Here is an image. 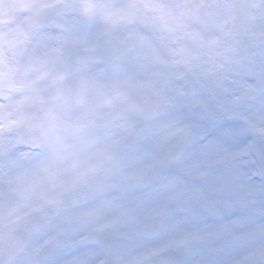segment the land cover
Listing matches in <instances>:
<instances>
[{"label": "clouds", "instance_id": "9594fccd", "mask_svg": "<svg viewBox=\"0 0 264 264\" xmlns=\"http://www.w3.org/2000/svg\"><path fill=\"white\" fill-rule=\"evenodd\" d=\"M51 2L52 0H0V113L8 114L5 119L0 120V144L7 146L19 142L15 147L0 151V212L5 215L9 210L17 215H25L35 203V197L22 200L11 195L7 191L9 181L43 175V166L46 164L62 168L63 165L56 160L57 153L64 145L74 142V137L64 129L49 135L41 106L25 99L30 95L29 81H37L43 95L53 91L49 81L37 79L39 71L25 73L21 70V65L30 55L40 52L33 45L22 42L33 12ZM82 2L83 0H64L63 5L43 11L49 20L67 19L75 22V29L69 36L70 41L77 40L83 34H87L90 40L101 37L100 52L91 61L87 60L88 53L83 45L68 43L64 46L66 54L73 61L80 58L83 62L81 69L73 68L64 84L70 86L82 76L100 72L96 87H112L126 76L133 75L134 81L128 95L130 100L143 104L144 111L135 112L126 105L121 106L117 119L98 123L86 130V141L78 144L69 159L84 161L109 147L116 151L117 159L114 164L105 166L98 173L97 179L104 184L103 191L75 208L69 206L64 214L56 218L55 223H62L63 215L77 209L98 207L95 216L76 227L72 237H81L116 216L122 208L130 209L129 215L95 231L94 239L88 242L90 247L86 253H80L76 247H70L67 243L38 251L45 239L54 236V226H49L19 246L17 239L23 237L25 231L39 219L38 215H28L14 233H0V264H72L73 258L84 255H87L89 264H243L250 253L264 249V232L259 231L264 228V184L259 183L257 191H250L258 184L255 175H248L238 167L231 154L248 143H254L261 149L258 154L264 156V36L253 35L264 33V0H203L205 5H212L199 10L200 19L204 23H197L190 16L182 18L183 23L190 30L199 32L203 40L215 38L216 43L212 47L197 45L191 39L182 38L178 32L170 33L164 25H174L176 21L173 17L155 23L149 22L156 5L162 4L175 12L178 5L191 4L194 0H91L95 11L89 16H84L80 11ZM119 10L128 11L132 19L115 25L112 36L119 37L122 46L128 47L133 43L134 37L140 35L145 39V46L138 54L116 66L106 51L104 33L109 27V14ZM209 13H212L211 19ZM221 22L226 30H230V36L221 35L217 28V24ZM173 36L176 38L173 39ZM234 40L240 42L236 53H227V58L217 56L218 52L223 51ZM180 46L184 49L183 56L172 57L170 49ZM157 56L170 60L186 59L192 65L191 72L187 71L184 64L175 67L187 73V81L195 85L198 93H206L213 99L214 106H207L208 114L218 118H238L242 129L235 148H214L204 164V170L199 165L191 170L192 181L186 182L180 177L169 181L175 186L165 202L177 193L182 195V199L167 203L160 217L150 218L148 214L153 209L141 212L135 193L137 189L158 179V157L162 150L187 141L191 135L189 126L174 132L176 127L187 125L181 120L160 123L156 119L159 112L176 103L174 82L166 87H161L158 82L144 83L145 71L162 67L155 62ZM213 62L221 63L222 70H213L206 78L197 79L201 70L208 68ZM221 77L229 91L215 88V81ZM246 84L254 85L256 91L244 95L241 103L233 109L230 105L232 97L242 95ZM96 87L90 90L89 101L94 100ZM166 99H170L171 103L166 104ZM77 111L79 107L73 105L58 115L64 119L67 113ZM125 127L132 129V135L126 141L113 144ZM136 138L144 139L149 147L142 155L127 161L126 145ZM21 152H26L27 155L21 157ZM138 168H147L143 182L130 183L124 179ZM69 180L67 173L58 177L59 182ZM47 187L46 184L42 185V188ZM106 199L111 200L109 207L102 205ZM169 208L179 209L192 217L188 224L182 225L192 230L177 231L164 243L180 240L200 229L209 235L204 238H189L186 243L167 248H160L164 243L155 247L136 243L137 238L146 231L175 226L168 216ZM203 212H215L221 217L227 212L240 217L241 223L235 225L232 231L244 234L243 238L236 243L227 244V237L221 226L230 220L214 225L208 216L201 215ZM158 248L159 251L156 250ZM68 251H71V257L62 259ZM255 264H264V257L258 258Z\"/></svg>", "mask_w": 264, "mask_h": 264}, {"label": "snow or ice", "instance_id": "6c2138e0", "mask_svg": "<svg viewBox=\"0 0 264 264\" xmlns=\"http://www.w3.org/2000/svg\"><path fill=\"white\" fill-rule=\"evenodd\" d=\"M63 3L64 0H52L51 3L44 4L41 8H36L34 10L33 17L24 34L22 42L25 45H33L34 48L39 49L40 52L39 54L34 53L30 55L27 61L21 65V70L25 73L39 71L40 76L37 79L49 81L53 88L50 94L43 95L41 94L40 88L37 86V81H29L28 88L30 95L25 97V99L38 103L41 106L47 124V133L53 135L58 132V130L64 129L74 137V142L64 145L62 150L57 153L56 160L63 165L62 168L46 164L43 166V175L9 181L7 191L11 195L22 200H31L35 197V203L29 213L17 215L9 210L5 215L3 212H0V233L4 231H8L10 234L14 233L16 228L25 222L26 216H39L38 221L33 223L31 227L25 231L23 237L17 239V244L19 246H22L26 241L31 240L35 234L40 233L49 226L55 227L54 236L50 239H45L38 251H46L50 247L61 246L65 243L70 247L88 243L94 239L95 231H100L129 215L130 209L122 208L116 216L105 221L104 224L98 226L93 232H89L75 240L72 239V235L76 227L87 223L95 216L99 210L98 207L77 209L63 215L62 223H55L56 218L64 214L69 206L75 208L76 205L90 200L101 193L104 189V184L97 179L98 173L100 169L116 162L117 153L112 147L94 153L84 161L69 159L70 154L76 150L78 144L86 141V130L90 126L98 123H108L117 119L119 117L118 110L121 106L126 105L130 110L135 112L144 111L143 104L130 100L128 95V90L133 85V75L126 76L123 81L112 87H96L100 72L82 76L73 85L66 86L64 84V81L74 67L78 70L83 67L81 59L77 58L73 61L70 56L66 54L64 46L68 43H79L83 45L85 51L88 53L87 60L91 61L95 59L100 52L99 40L101 37L97 36L95 40H90L87 34H83L77 40L70 41L69 36L75 29V22L67 19L49 20L43 14L44 9L56 8L59 5H63ZM204 6L212 7V5H205L203 0H199V2H195L194 0L191 4L185 3L182 6L178 5V10L175 12L171 9H166L162 4L156 5L152 9L154 15L149 22L155 23L156 21H164L168 17H173L176 21L174 25H164L170 33L175 34L178 32L182 38L191 39L196 42L197 45L202 46L206 44L212 47L216 43L215 38L207 41L203 40L199 32L195 29L190 30L182 20V18L190 16L193 21L204 23L199 15L200 8ZM80 11L84 16H89L94 13L95 5L91 0H83ZM211 17L212 13H209V19H211ZM131 19L132 16H130L126 10H119L111 13L108 17L109 27L105 30L104 40L110 60L116 66H119L128 57L138 54L145 46V39L140 35H136L133 43L128 47L122 46L119 37L112 36V29L115 25L123 20ZM217 28L222 36H230V30L224 28L223 22L218 23ZM253 35L259 37L264 36V33H254ZM175 38L176 37L173 36V39ZM239 43V41L234 40L227 48L218 52L217 56L227 58V53H236L239 48ZM13 47H15V42H13ZM183 52L184 49L182 46L170 49L172 57L183 56ZM155 62L162 67L151 71H145L143 73L145 77L144 83L153 84L158 82L161 87H166L174 82L176 102L186 96L195 97L198 94L195 85L189 84L187 81V73L175 67L176 65L184 64L187 71L191 72L192 65L186 59L170 60L157 56ZM242 67H244V65H242ZM222 68L223 65L221 63L213 62L208 68L201 70L197 79L206 78L213 70L220 71ZM165 70L167 75H165ZM94 87H96L95 98L89 101L88 94ZM215 88L229 91V89L225 87L222 77L215 81ZM244 88L245 91L242 95L232 97L230 105L233 109L241 103L244 95H249L256 91L255 86L251 84H246ZM210 91L213 90L210 89ZM165 103L170 104L171 100L166 99ZM193 103L201 106L207 111V106L202 100L195 99ZM73 105L78 106L79 111L75 113L69 112L66 114V118L61 119L58 113L71 108ZM236 114L238 115V113ZM7 115V113H0V120L5 119ZM184 127H188V125H180L174 129V132L182 131ZM131 135L132 129L130 127H125L121 136L114 140L113 144L126 141ZM16 143L7 146L0 144V151L15 147ZM252 152L260 153L261 149L254 143H248L242 146L238 152L232 153L231 158L237 161L239 157ZM20 155L23 157L26 156L27 153L21 152ZM261 158V171L259 173H253V175H260L264 178V156H261ZM63 173H67L70 176L68 182L58 181V177ZM146 175L147 168H138L127 174L124 179L130 183H140L143 182ZM45 184L48 185V187L42 188V185ZM259 188L260 184L258 183L250 189V191H257ZM181 199L182 195L179 193L172 195L169 201L165 202L164 205L151 210L148 214L149 217H160L167 203L179 202ZM102 205L104 207H109L111 205V200H104ZM240 223V217H233L228 223L221 226V229L226 234L227 244L236 243L243 238L244 234H236L232 231V228ZM259 231L264 232V228H261ZM207 235H209V233L202 229L196 230L180 240L168 241L162 244L160 248L183 244L186 243L189 238H204ZM160 248L156 250L159 251ZM260 257H264V249H259L250 253L243 264H255ZM72 264H89L87 255L73 258ZM238 264H241V262H238Z\"/></svg>", "mask_w": 264, "mask_h": 264}, {"label": "flooded vegetation", "instance_id": "af4514ba", "mask_svg": "<svg viewBox=\"0 0 264 264\" xmlns=\"http://www.w3.org/2000/svg\"><path fill=\"white\" fill-rule=\"evenodd\" d=\"M195 99L202 100L208 107L214 106L215 103L208 94L198 93L195 97L186 96L178 100L172 107L157 114L156 119L160 123H168L172 120L183 121L189 126L191 135L187 141L180 144L183 146L182 153L163 170L157 172L158 179L146 187L137 189L135 195L138 197V204H151L160 201L156 208L160 207L174 189L175 185L169 181H174L176 177H180L186 182L192 181L191 170L197 165L201 170H204V164L214 148L231 150L237 146L242 129L241 121L235 117H213L204 108L195 105L193 103ZM148 147V143L142 138L129 141L125 148L126 160H134L142 155ZM236 163L248 175H253V173L261 171L262 158L257 152H252L239 157ZM255 180L257 183L264 184V178L260 175H255ZM201 215L208 216L214 225L225 223L235 216V214L227 212L223 217L215 212H203ZM168 216L174 222V227H161L160 233L152 239L143 237L137 239L155 242L152 246L155 247L172 238L177 231L192 230L190 227H182L192 219L187 213L176 208H169ZM77 238L72 237L73 240ZM89 247L90 245L85 243L76 246V250L86 253ZM71 254V251H68L61 258L69 259ZM170 258L165 257V259Z\"/></svg>", "mask_w": 264, "mask_h": 264}, {"label": "rangeland", "instance_id": "374dc122", "mask_svg": "<svg viewBox=\"0 0 264 264\" xmlns=\"http://www.w3.org/2000/svg\"><path fill=\"white\" fill-rule=\"evenodd\" d=\"M158 202H160V201H157V202L151 203V204H138V208L141 212L146 211L148 209H154L157 207ZM163 237L165 239V233H164ZM163 237L161 238V240L163 239ZM136 243H138L139 245H142V246L152 247L155 242H152V241L148 242L146 240H138L137 239Z\"/></svg>", "mask_w": 264, "mask_h": 264}, {"label": "water", "instance_id": "95a60500", "mask_svg": "<svg viewBox=\"0 0 264 264\" xmlns=\"http://www.w3.org/2000/svg\"><path fill=\"white\" fill-rule=\"evenodd\" d=\"M176 145H177V144H176ZM172 146H174V145H170V146H168V147L165 149L163 155L160 156V159H159L160 163H158L157 169H159L161 163H163V162H164V163H167L168 161H171L172 159H174L175 154L172 155L173 157L169 155L170 153H172V149H173Z\"/></svg>", "mask_w": 264, "mask_h": 264}]
</instances>
